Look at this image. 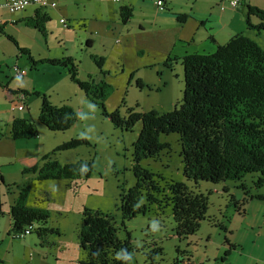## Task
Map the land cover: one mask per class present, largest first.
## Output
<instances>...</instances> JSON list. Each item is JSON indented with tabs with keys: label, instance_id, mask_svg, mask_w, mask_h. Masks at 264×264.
I'll use <instances>...</instances> for the list:
<instances>
[{
	"label": "rangeland",
	"instance_id": "1",
	"mask_svg": "<svg viewBox=\"0 0 264 264\" xmlns=\"http://www.w3.org/2000/svg\"><path fill=\"white\" fill-rule=\"evenodd\" d=\"M54 1L58 4L55 10L58 15L45 11L50 17L45 37L20 22L4 28V35L12 37L19 47L28 49L34 60L71 57L77 66L79 80L89 81L91 78L96 83L105 81L111 87L105 101L108 114L118 110L120 117L125 118L129 109L134 113L155 111L162 114L172 111L182 101V59L174 58L181 52L180 44L177 43V50L172 54L166 51L172 38L177 36L178 29L171 16H156L165 10L172 11L167 1L163 10L156 9L153 3L144 4L142 0ZM210 1L218 4L229 0ZM247 1L264 9V0ZM240 3L235 12L237 20H233L231 29L253 40L264 51V32L246 28L240 16L244 6ZM122 5L131 7L133 18L126 27L118 29V23L122 25L118 19V10ZM177 6L184 11L190 7L187 0H177L175 8ZM32 8L26 12L29 13ZM225 11L230 15V9ZM15 14L17 17L24 15ZM108 22L114 31L106 30ZM142 22L146 29L141 32L139 26ZM251 22L257 24L258 21L251 17ZM4 35L0 33V110L8 107L7 95L3 91L6 84L11 91H27L30 93L27 97L28 111L20 114L36 123L38 135L30 140L13 141L12 146L7 140L3 139V144L0 142V173L10 186V195L5 196L7 193L4 190L5 195L3 193L0 197V207L3 209L6 203H12L21 188L28 186L27 205L49 212L45 227L56 233L48 239V246H41L51 247L50 253L56 251L60 258L56 263L69 264V258L73 256L81 261L85 258L78 248L77 234L83 209H91L113 216L119 228L118 238L129 239L132 250L126 264H176V259L183 257L193 264H264V184L255 187L256 174L244 178V190L238 188L239 183L232 181L218 184L199 181L195 184L187 180L183 175L177 134L160 136V141L169 145L168 149L153 159H141L139 165L154 173L155 180L163 184L164 190L172 182H180L195 194L205 197V219L193 235L186 238L174 234L170 208L164 214L152 209L145 216L139 215L125 222L122 227L119 195L121 188L126 190L135 183L133 145L141 122H135L130 129L124 125L123 128L114 126L109 118L102 116L98 106L69 80L66 69L47 63H37L33 67ZM204 35V41L209 43L208 35ZM87 40L92 42L89 48L85 47ZM93 59H102L101 68ZM15 68L25 70L27 75L22 79L14 77ZM32 92L45 95L53 105H68L78 113L79 118L67 131H49L36 122L40 98ZM74 138L83 139L88 145L50 156L62 165L78 160L91 161L92 169L87 179L37 181L36 175L22 174L23 168L29 167L32 160L41 162L42 156ZM18 158L27 161L24 164ZM3 187L6 189L5 185ZM161 198L157 196V199ZM8 221L7 216L0 215V256H6L10 250L22 255L25 246L30 245L29 238L36 237L39 224L32 223L34 230L30 237L26 235L23 239H13ZM153 225L156 227L153 228ZM4 264L19 263L6 259ZM22 264H28L24 257Z\"/></svg>",
	"mask_w": 264,
	"mask_h": 264
},
{
	"label": "trees",
	"instance_id": "2",
	"mask_svg": "<svg viewBox=\"0 0 264 264\" xmlns=\"http://www.w3.org/2000/svg\"><path fill=\"white\" fill-rule=\"evenodd\" d=\"M39 9L33 18L23 22L27 27L45 35V25L50 19ZM242 14L247 29L264 32V9L245 4ZM119 17L123 24L127 23L131 9L119 8ZM251 17L256 18L257 24H252ZM174 18L178 23H183L188 16L174 14ZM0 32L4 35L2 27ZM6 38L21 55L27 57L33 67L37 63H47L66 69L69 80L91 103L98 106L102 116L109 118L114 126L123 128L124 125L130 129L135 122H141L133 145L135 183L126 190L121 188L119 195L118 210L122 227L125 222L139 215L145 216L152 209L164 214L170 208L174 234L186 238L193 235L199 223L205 219V197L195 194L180 182H172L164 190L163 184L155 180V174L139 165L141 159H153L168 149L169 145L160 141L162 135L179 136L183 175L195 184L199 181L213 184L232 181L239 183L238 188L244 190V178L254 174L257 175L255 187L264 184V51L248 37L236 34L225 44L216 45L212 53L183 57V98L172 111L162 114L155 111L134 113L129 109L125 118L120 117L118 110L108 114L105 109L110 85L103 80L96 83L91 78L89 81L79 80L77 66L72 58L35 62L27 49L20 48L12 37ZM93 60L101 68L102 59ZM12 94L23 95L22 111H28L24 99L30 93L17 90ZM32 95L40 98L36 122L51 132L67 131L79 118L78 113L66 104L53 105L45 95L38 92H32ZM37 135V126L33 120H12L9 130L11 139L30 140ZM84 145H88L87 141L79 138L63 142L51 153L42 156L39 165L23 168L22 174L36 175L34 178L37 181L85 180L91 173V161L78 160L73 164L62 165L50 156ZM0 184L5 185L1 173ZM29 191L28 186L22 187L10 207V233L15 237L32 223H37L36 236L41 243L48 244V239L56 233L45 227L49 212L44 208L27 205ZM157 196L162 198L157 199ZM118 231L113 216L98 210L83 209L77 243L85 258L80 264H126L132 249L129 239L118 238ZM176 264L193 263L183 257L176 259Z\"/></svg>",
	"mask_w": 264,
	"mask_h": 264
},
{
	"label": "crops",
	"instance_id": "3",
	"mask_svg": "<svg viewBox=\"0 0 264 264\" xmlns=\"http://www.w3.org/2000/svg\"><path fill=\"white\" fill-rule=\"evenodd\" d=\"M49 1L56 3L54 0H49ZM142 1H144V4H148L147 2L152 3L151 0H142ZM166 1L168 2V4L171 5L172 11L169 12V10H167V11L165 10L164 12L157 13L156 16L157 17L171 16L175 22V26L178 29L177 36L172 38L173 39L172 43L166 48L167 53L172 54L174 51L177 50L176 46H178L180 44L181 52L174 55V58H179V59L181 58L182 59L184 56H187L189 54L212 53L215 51L216 45L225 44L226 42H228L230 40L231 37H233L234 35L237 34L233 31V28L231 29V25H232L234 19H235V21L237 20L235 12H237L238 6L235 9H231L229 7V2L231 0H229L227 3L219 2L218 4L211 2L210 0H201V2H197V1L190 2L189 0H187V2L189 3V6H190L187 11H184L181 7H178V6H177V8H175L177 0H166ZM240 4H242L241 6H244L245 4H250V3L247 0H242ZM128 5H122V6H120V8L121 7H128L131 9V7ZM57 8H58V4L56 3L55 8L39 9L37 7H33L32 9H29V10H31L29 13L26 12L28 9L27 8L25 11L21 12V13H24V15H22V16L20 15L18 17L15 16L16 14L10 16V15H7L5 13L2 16H3V18L14 20L15 23L13 25L20 22V23H23L24 26H26L23 21L25 19H28V18H33L35 15V11L37 9L41 10V12L47 14V16L49 17L48 12H45V11L46 10L53 11L55 16H56V15H58V12L55 11ZM227 9H230V15H229V13L228 14L225 13L226 12L225 10H227ZM242 12H243V9H241V11H240V14H241L240 16L243 17ZM21 13H17V14H21ZM174 14H184V15H187L188 18L183 23H178L174 18ZM228 16H229V18H228ZM242 17L238 16L239 19H241ZM132 18H133V12L131 10V17L129 18L127 23L123 24L120 20L119 10H118V19L122 24V25H119V23H118V25H117L118 29L126 27L130 23ZM49 19H50V17H49ZM60 19H62V18H60ZM243 20H244V18H243ZM9 26H12V25H6V26L2 27V32L4 33V28L9 27ZM45 27H46V25H45ZM11 28H13V27H11ZM28 28H30V27H28ZM139 28H140L141 32L146 29L143 22L140 24ZM110 29H111V27H110V24L108 22V24L106 25V30H110ZM114 30H115L114 28L111 29V31H114ZM158 30H161V29L158 28ZM35 31L38 32L37 30H35ZM45 33H46V28H45ZM204 34H206V37L208 35L209 43H206L204 41V39H205ZM238 34H241V33H238ZM45 35H42V36L45 37ZM87 41H89V45L87 44ZM87 41L85 43V47L89 48L91 46L92 42L90 40H87ZM177 43H178V45H177ZM20 48H22V47H20ZM29 53H30V57L33 59L30 51H29ZM44 59H49V58H37L36 60L33 59V61L38 62V61L44 60ZM63 74H64V72H63ZM26 75H27V73H26ZM64 76H67V75L64 74ZM14 77H16V76L14 75ZM6 87H8L7 84L5 85L3 91L7 95L6 96V99H7L6 102L8 103V107H6V109L0 110V130L2 131L1 133H3V135L0 134V137H1L0 142H2V144H3L2 140L4 139V140L9 141L8 145L12 146L11 144H13V141L17 142L18 140H13L9 136V130H10L11 122L15 118H23V119H26V118H24L20 114L23 111H18L19 113H12L14 111L11 112L9 110L11 100L14 99V97H16V94H12V93H14L17 90L11 91ZM27 97L24 99L26 105H27ZM27 108H28V106H27ZM9 139L12 141H10ZM18 160H20L24 164L27 161L26 159H23V158H18ZM30 165L31 166L39 165V161L32 160ZM30 165H29V167H31ZM1 175L3 176V174H1ZM32 176H34V175H32ZM3 179H4V176H3ZM4 183H5V185H7L6 181H4ZM3 188H4L3 185L0 184V197L3 196L4 190L7 193L6 195L4 193L5 196L10 195L9 194L10 193V187L6 188V189H3ZM14 200H15V198H13L12 203H6V204L4 203L7 206L3 207V209L0 207V215H2V216L5 215L8 217V220H9L8 221V230L9 231H10V223H11L10 216H9V210H10V205H13ZM0 206H2V203H0ZM31 234H29V237L31 236ZM12 238L15 239L14 237H12ZM0 244H1V241H0ZM29 244H30L29 247H28V245L25 246L24 252L22 255L16 254V253H14L13 250H10V251L6 252V256H4V255L0 256V264H4V261L6 259H8L10 261L14 260V262L22 264V257H24L25 263H28V264H34V263L35 264H58V263H56V261H58V259H60V258L57 255L56 251H53V253L52 252L50 253L51 247L43 248L41 245H43L44 243H41V240H39V238L37 236L36 237L35 236L30 237L29 238ZM49 244L50 243H48V245ZM51 244L54 245V242H51ZM48 245L46 244V246H48ZM26 255L29 257V259H27ZM1 260H3V262ZM80 262H81V260H79V258H77L76 256L70 257L69 261H68L69 264H80Z\"/></svg>",
	"mask_w": 264,
	"mask_h": 264
},
{
	"label": "built area",
	"instance_id": "4",
	"mask_svg": "<svg viewBox=\"0 0 264 264\" xmlns=\"http://www.w3.org/2000/svg\"><path fill=\"white\" fill-rule=\"evenodd\" d=\"M151 1L158 10L164 9L166 0H151ZM240 2H241L240 0H231L229 2V7L231 9H235ZM31 6L40 9L55 8L56 3L51 2L49 0H0V28L15 23V21L12 19L3 18L2 15L4 13L11 16L14 15L15 13L23 12ZM60 22L63 23V20L61 19ZM14 75L16 76V78L21 79L26 75V71L15 68ZM22 100H23V95L18 94V96L11 101L9 110L22 111L23 110ZM33 230H34L33 225H30L27 228H25L23 232L15 235V238L22 239L26 235L31 234Z\"/></svg>",
	"mask_w": 264,
	"mask_h": 264
},
{
	"label": "clouds",
	"instance_id": "5",
	"mask_svg": "<svg viewBox=\"0 0 264 264\" xmlns=\"http://www.w3.org/2000/svg\"><path fill=\"white\" fill-rule=\"evenodd\" d=\"M156 226L155 225H153V228H155ZM121 252H123V250H121Z\"/></svg>",
	"mask_w": 264,
	"mask_h": 264
},
{
	"label": "bare ground",
	"instance_id": "6",
	"mask_svg": "<svg viewBox=\"0 0 264 264\" xmlns=\"http://www.w3.org/2000/svg\"><path fill=\"white\" fill-rule=\"evenodd\" d=\"M154 5V4H153ZM156 8V7H155ZM157 9V8H156ZM18 95L16 94V97H17Z\"/></svg>",
	"mask_w": 264,
	"mask_h": 264
}]
</instances>
